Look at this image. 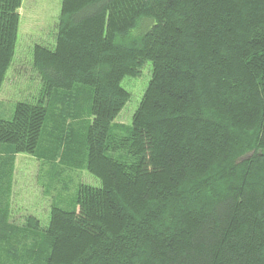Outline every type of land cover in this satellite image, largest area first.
I'll return each mask as SVG.
<instances>
[{
	"label": "trees",
	"instance_id": "obj_1",
	"mask_svg": "<svg viewBox=\"0 0 264 264\" xmlns=\"http://www.w3.org/2000/svg\"><path fill=\"white\" fill-rule=\"evenodd\" d=\"M22 2L0 0V92ZM33 66L39 95L0 106V154L60 172L84 156L101 185L46 225L0 210V264H264V0H62Z\"/></svg>",
	"mask_w": 264,
	"mask_h": 264
},
{
	"label": "rangeland",
	"instance_id": "obj_2",
	"mask_svg": "<svg viewBox=\"0 0 264 264\" xmlns=\"http://www.w3.org/2000/svg\"><path fill=\"white\" fill-rule=\"evenodd\" d=\"M61 6L62 0H23L19 10L21 19L16 52L0 92V106L5 104L13 111L18 101L39 95L42 85L33 66V51L36 44L54 46ZM151 75V62L147 61L139 76H126L123 79L122 85L130 92V99L115 118V122L132 123V116ZM83 109L86 123L89 108L85 106ZM78 134L81 135V132ZM80 139L78 136L76 141ZM83 158L78 155V168L70 164L60 172L63 169L62 164L54 163L52 166L29 153L17 154L12 164L8 161V156L0 154V210L9 209L10 216L16 221H22L27 214H33L46 225L54 202L71 206L81 183L101 185L99 178L82 165Z\"/></svg>",
	"mask_w": 264,
	"mask_h": 264
}]
</instances>
